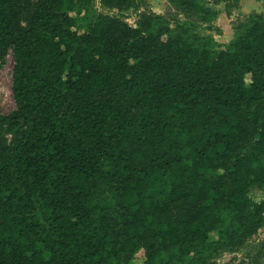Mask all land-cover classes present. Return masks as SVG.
I'll return each mask as SVG.
<instances>
[{"label": "trees", "instance_id": "16d2710c", "mask_svg": "<svg viewBox=\"0 0 264 264\" xmlns=\"http://www.w3.org/2000/svg\"><path fill=\"white\" fill-rule=\"evenodd\" d=\"M83 2L0 0V264H203L242 244L264 216V13L221 49L190 21L217 16L202 0L137 26Z\"/></svg>", "mask_w": 264, "mask_h": 264}, {"label": "rangeland", "instance_id": "374dc122", "mask_svg": "<svg viewBox=\"0 0 264 264\" xmlns=\"http://www.w3.org/2000/svg\"><path fill=\"white\" fill-rule=\"evenodd\" d=\"M198 1V0H194ZM208 7L218 11L217 16L207 23L191 17L190 21L197 25V32L202 36L212 35L224 49L234 40L235 32L253 13H264V0H202ZM138 9L120 11L103 6L102 0H87L77 11L73 12L79 18L88 12L93 16L118 17L132 26H137L142 13H156L165 15L171 22L177 19L178 9L169 3V0H139ZM181 21H186L180 15ZM173 23V22H172ZM81 25V24H78ZM82 29L79 26L78 30ZM14 59L10 53L0 63V113L8 115L16 109L12 94ZM250 81V76L247 77ZM250 198L256 202L264 200V192L253 190ZM211 238H223L221 233H213ZM144 252L137 254L133 264H143ZM203 264H264V216L258 232L246 239L242 244L223 247Z\"/></svg>", "mask_w": 264, "mask_h": 264}]
</instances>
